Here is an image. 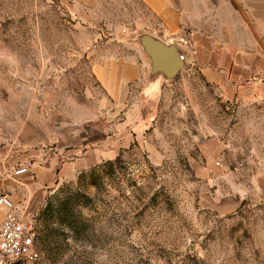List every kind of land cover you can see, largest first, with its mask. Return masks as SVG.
<instances>
[{"label": "rangeland", "instance_id": "1", "mask_svg": "<svg viewBox=\"0 0 264 264\" xmlns=\"http://www.w3.org/2000/svg\"><path fill=\"white\" fill-rule=\"evenodd\" d=\"M245 20L193 17L170 34L183 68L159 74L152 95L131 83L140 106L121 128L125 109L96 67L144 56L143 35L166 34L148 5L0 0V144L43 115L97 119L121 139L113 158L48 194L41 258L15 264H264V102L242 98V61L264 65V42L220 26Z\"/></svg>", "mask_w": 264, "mask_h": 264}, {"label": "crops", "instance_id": "2", "mask_svg": "<svg viewBox=\"0 0 264 264\" xmlns=\"http://www.w3.org/2000/svg\"><path fill=\"white\" fill-rule=\"evenodd\" d=\"M72 1L78 6L90 7L95 6L99 0ZM143 1L164 23L165 35L150 32L163 41H167L170 34L178 31L183 33L180 29L190 25L193 17L223 16L228 19L246 20L244 23L223 21L220 26H243L254 33L257 40L264 42V0ZM201 3H205V6ZM141 51L143 53L140 47ZM143 54L144 56L139 55L134 59L107 58L96 67L98 78L113 99L114 107L123 106L125 109L126 117L122 118L121 128L135 125L134 115L140 106L134 98L130 99L131 83L137 79L143 82L145 80L144 91L151 95L155 94L163 83V79L151 73V59L146 52ZM242 66L243 101L264 102V78L247 82L249 73H264V65H251L242 61ZM101 122L97 119L78 120L66 116L51 119L43 115L42 120L36 119L20 128L12 142L0 144V169L12 170L14 167L27 165L29 171L14 179L1 178L0 195L7 194L15 204L27 207L31 213H39L49 193L65 182L78 179L81 174L117 154L121 145L120 136L116 130L112 132L110 128L104 129ZM114 122L119 123L118 120ZM8 211L9 208L5 205L0 207V224Z\"/></svg>", "mask_w": 264, "mask_h": 264}, {"label": "built area", "instance_id": "3", "mask_svg": "<svg viewBox=\"0 0 264 264\" xmlns=\"http://www.w3.org/2000/svg\"><path fill=\"white\" fill-rule=\"evenodd\" d=\"M181 58L184 56L181 54ZM29 171L27 165L12 170L0 169V179L16 178ZM5 205L9 211L0 224V264H15L20 260L37 261L41 258L39 247L40 213H31L28 208L15 204L7 194L0 195V207Z\"/></svg>", "mask_w": 264, "mask_h": 264}, {"label": "water", "instance_id": "4", "mask_svg": "<svg viewBox=\"0 0 264 264\" xmlns=\"http://www.w3.org/2000/svg\"><path fill=\"white\" fill-rule=\"evenodd\" d=\"M140 43L151 59L152 74L158 76L162 74L164 78H172L183 68L184 61L178 46L168 44L152 34L143 35Z\"/></svg>", "mask_w": 264, "mask_h": 264}]
</instances>
